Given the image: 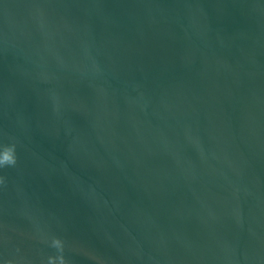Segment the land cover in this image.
<instances>
[{
    "label": "water",
    "instance_id": "obj_1",
    "mask_svg": "<svg viewBox=\"0 0 264 264\" xmlns=\"http://www.w3.org/2000/svg\"><path fill=\"white\" fill-rule=\"evenodd\" d=\"M12 144L0 264H264V0H0Z\"/></svg>",
    "mask_w": 264,
    "mask_h": 264
},
{
    "label": "clouds",
    "instance_id": "obj_2",
    "mask_svg": "<svg viewBox=\"0 0 264 264\" xmlns=\"http://www.w3.org/2000/svg\"><path fill=\"white\" fill-rule=\"evenodd\" d=\"M17 157L15 154V144L12 145H4L0 147V168L7 166H14L16 164ZM53 247L59 249L61 252L63 251L62 241L58 238L53 239L52 241ZM60 264H65L63 256L59 257ZM50 264H54V261L50 258Z\"/></svg>",
    "mask_w": 264,
    "mask_h": 264
}]
</instances>
